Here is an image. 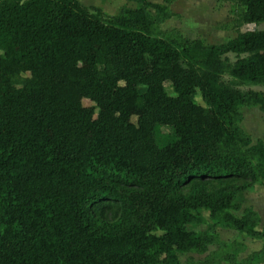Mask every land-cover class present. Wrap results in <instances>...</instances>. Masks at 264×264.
I'll list each match as a JSON object with an SVG mask.
<instances>
[{
    "label": "trees",
    "instance_id": "trees-1",
    "mask_svg": "<svg viewBox=\"0 0 264 264\" xmlns=\"http://www.w3.org/2000/svg\"><path fill=\"white\" fill-rule=\"evenodd\" d=\"M126 1L104 17L0 0V264H256L215 230L264 241L255 211L235 215L264 189V136L239 126L243 107L264 113V92L239 89L264 87V30L205 45L159 30L177 0ZM234 1L237 28L264 22V0Z\"/></svg>",
    "mask_w": 264,
    "mask_h": 264
},
{
    "label": "rangeland",
    "instance_id": "rangeland-1",
    "mask_svg": "<svg viewBox=\"0 0 264 264\" xmlns=\"http://www.w3.org/2000/svg\"><path fill=\"white\" fill-rule=\"evenodd\" d=\"M81 4L90 9H96L103 13L104 17L113 16L118 13L122 7L135 8L136 4L126 0H78ZM151 3L160 4L162 0H147ZM125 4V5H124ZM169 11L172 17L159 25L162 33L174 31L182 37L190 40H200L205 45H220L236 37L238 32L264 30V22L255 25L248 24L241 28L235 26L236 3L234 0H177L170 4ZM226 57L230 62H234L236 57L234 54H227ZM225 82H230L228 77L224 78ZM243 92L247 90L264 92L262 86H243L239 87ZM165 90L168 95L174 96L169 84H165ZM142 91V90H141ZM195 104L203 106L196 94L192 97ZM83 106H93L88 100L82 101ZM242 121L239 126L251 137L252 144L264 136V113L258 107H243L240 110ZM135 123V119H132ZM156 141L159 146L163 147L171 142V130L168 128H156ZM260 185L256 184L251 190L253 193L260 194ZM262 188V187H261ZM249 190V191H251ZM245 191L235 198V202L240 205L241 210L235 215L240 216L244 208L249 206L248 195ZM207 220V224L199 226H187L186 229L191 232L200 233L206 231L211 222L208 219V213L202 212ZM109 217L110 215L107 214ZM216 233L218 237L226 243L231 241H239L246 238L239 233H230L224 227H217ZM215 250V247H209L208 252ZM260 251L264 252V246ZM208 254V253H207ZM184 254L179 256V264H189V262H202L207 255ZM241 258V256H239ZM226 264V263H225Z\"/></svg>",
    "mask_w": 264,
    "mask_h": 264
},
{
    "label": "crops",
    "instance_id": "crops-1",
    "mask_svg": "<svg viewBox=\"0 0 264 264\" xmlns=\"http://www.w3.org/2000/svg\"><path fill=\"white\" fill-rule=\"evenodd\" d=\"M260 189H261V193L259 195L253 193V190H251V189H250L251 191L248 190L249 192H247V195H248L249 206L244 208V209H252L260 217V223L258 226V230H261L264 227V189L261 187H260ZM229 232L234 233L235 231L229 230ZM220 240L223 242H227V241H224L222 239H220ZM234 241H236V240H234ZM234 241H231V242H234ZM236 242H239V243L244 245V251L239 255V256H241V258H239V256H238V261L245 259L251 253L259 252L261 249V246L262 247L264 246V241L251 239V238H247V237L242 239V240L236 241ZM212 251H214V250H212ZM222 264H225V263H222ZM256 264H264V256Z\"/></svg>",
    "mask_w": 264,
    "mask_h": 264
}]
</instances>
